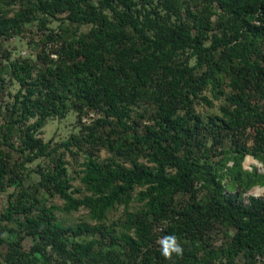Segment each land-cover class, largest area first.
Wrapping results in <instances>:
<instances>
[{
  "label": "trees",
  "instance_id": "1",
  "mask_svg": "<svg viewBox=\"0 0 264 264\" xmlns=\"http://www.w3.org/2000/svg\"><path fill=\"white\" fill-rule=\"evenodd\" d=\"M50 20L67 23L47 34L61 47L42 66L9 60L0 43V94L11 78L19 84L8 113L0 104V194L8 183L19 187L0 213V264H264V199L245 203L223 193L219 175L200 161L198 139L203 130L236 135L249 128L260 149L264 0H0V38L19 34L26 22L44 27ZM218 98V113L195 111L196 100ZM68 102L79 113L94 108L103 115L83 137L44 141L41 128L64 115ZM142 102L154 113L140 126L132 112ZM82 144L110 155L100 160L87 150L75 186L64 151ZM247 152L238 146L236 163ZM39 158L47 161L37 168L39 189L61 206L23 185L26 163ZM180 194L190 200L178 204ZM132 201L137 209L103 222L111 208ZM80 207L94 225L66 226L56 215ZM214 223L233 229L217 246L205 235ZM96 232L119 243L124 256L99 253ZM165 234L177 237L182 254L162 255Z\"/></svg>",
  "mask_w": 264,
  "mask_h": 264
},
{
  "label": "rangeland",
  "instance_id": "2",
  "mask_svg": "<svg viewBox=\"0 0 264 264\" xmlns=\"http://www.w3.org/2000/svg\"><path fill=\"white\" fill-rule=\"evenodd\" d=\"M93 3H97V0H91ZM67 20H50L46 26L39 27L40 25L34 22H26L22 25V30L19 34L12 35L7 38H0V43L3 47V56H9V60L14 58H25L30 61L37 63L39 66L44 64V59L49 57H56V52L60 50L61 42H52L47 34L60 31L59 27L64 26ZM82 29H86V26H82ZM193 62V60H191ZM33 75H36V70H33ZM19 84L15 78H11L10 81L4 86L0 94V104L3 107V112L8 113L13 101V94L17 90ZM207 95L208 91H204ZM211 98V97H210ZM223 102V98L213 99L212 104H207L203 101H197L194 103V109L196 112L207 116L209 114H215L219 112V105ZM142 109H145L142 111ZM144 113L145 116L140 117L139 113ZM142 113V114H143ZM154 110L152 105H148L146 102L137 104L135 110L132 112V118L139 122L141 126L143 123L148 122L153 116ZM103 114L100 110L91 108H84V111L79 113L71 102L65 108V114L60 116L55 114L49 117L39 132V136L44 141L53 138L54 141H61L67 139L73 135L82 136L86 133V128L95 127V120L101 117ZM34 118H30L32 121ZM206 119V118H205ZM100 134L105 133L108 130V125L104 124L97 127ZM253 132L247 128L241 134L233 135L232 132L225 134L222 132L208 133L203 130L199 133L198 139L200 141V161L205 162L206 165L210 166L212 172L219 175V179L222 186L223 193L227 195H234L238 199L243 200L245 203L248 202L249 196H255L264 199V140L259 143L260 149H255L256 144L253 141ZM247 147L251 152H247L244 157L237 161V147ZM62 150V148L60 149ZM73 154L68 151H64V159L66 160L68 171L72 176L73 184L75 186H81L79 181V170L81 162L88 156L87 150L94 153L98 159H103L109 156L105 148H94L93 150L86 144H82L80 148L73 146ZM17 154H15V157ZM47 165V161L43 158L36 159L33 162L26 163L28 172L25 169L23 173V185L32 196H37L40 199L46 197L48 203H55L59 206L62 205V200L57 196H48L41 189H39V173L37 168L44 167ZM200 184V183H199ZM198 184V185H199ZM15 183H8L5 189L0 194V213L5 209L7 195L14 198L13 190L19 189L14 187ZM205 192V189H200L197 192V197H200ZM190 200L187 194H180L177 196V202L185 203ZM139 207V203L132 201L127 207L123 204H118L111 208L103 220L105 224L116 222L119 219L124 218L125 212L129 210H135ZM56 215L66 226H77L79 222L85 221L87 225L92 226L96 221L90 219L87 216V210L80 207L77 211L70 213L63 212L61 210L56 211ZM165 220L163 223H166ZM7 228L13 225L6 223ZM116 234H119L122 228L118 225ZM115 226V227H116ZM15 230L16 235H20V230ZM233 232V229L214 223L205 233L207 240L212 245H219L225 241L228 236ZM14 235V234H13ZM93 236L98 240L96 243V250L99 253L104 254L109 249L116 250L122 256L125 251L123 247L116 241L112 242L109 237L101 235L96 232ZM91 235L86 236L90 238ZM30 237H25L23 240V247L29 248ZM102 256V255H101ZM62 264H73L71 260H67Z\"/></svg>",
  "mask_w": 264,
  "mask_h": 264
},
{
  "label": "clouds",
  "instance_id": "3",
  "mask_svg": "<svg viewBox=\"0 0 264 264\" xmlns=\"http://www.w3.org/2000/svg\"><path fill=\"white\" fill-rule=\"evenodd\" d=\"M160 251L163 256L169 257L172 253L182 254V246L177 242V237L173 234H165L159 239Z\"/></svg>",
  "mask_w": 264,
  "mask_h": 264
}]
</instances>
